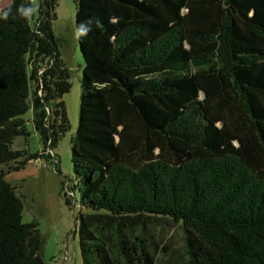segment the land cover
<instances>
[{"label": "trees", "instance_id": "1", "mask_svg": "<svg viewBox=\"0 0 264 264\" xmlns=\"http://www.w3.org/2000/svg\"><path fill=\"white\" fill-rule=\"evenodd\" d=\"M75 2L90 29L71 138L83 264H156L158 221L187 238V258L164 264H264V0ZM57 3L42 0L34 26L20 14L32 0L1 9L0 166L39 156L12 148L30 98L46 149L71 130ZM22 213L2 169L0 264H51Z\"/></svg>", "mask_w": 264, "mask_h": 264}, {"label": "rangeland", "instance_id": "2", "mask_svg": "<svg viewBox=\"0 0 264 264\" xmlns=\"http://www.w3.org/2000/svg\"><path fill=\"white\" fill-rule=\"evenodd\" d=\"M13 0H0V10ZM76 0H58L52 27L58 45L59 58L69 71L71 89L65 93V101L71 130L62 136L53 149H46L42 136L35 128L32 99L29 109L22 115L28 135L18 136L14 150L38 154L19 169H5L6 180L15 187L22 199L24 223L35 222L45 240L44 256L51 264H83L78 217L81 211L80 193L72 164L71 138L79 125L84 58L76 35ZM34 26L40 17L42 0H32ZM50 153L51 156L48 154ZM13 166L16 163L12 164ZM148 250L156 264L176 263L187 258L186 233L180 224L158 221L148 227Z\"/></svg>", "mask_w": 264, "mask_h": 264}, {"label": "clouds", "instance_id": "3", "mask_svg": "<svg viewBox=\"0 0 264 264\" xmlns=\"http://www.w3.org/2000/svg\"><path fill=\"white\" fill-rule=\"evenodd\" d=\"M10 12H11V9L9 8L8 10L4 11V10H0V18H3V19H7L8 16L10 15ZM34 12V8L32 7H28V8H24L21 10L20 14L24 17V18H27V19H30L31 18V15L33 14ZM90 29L85 27L83 24L79 27L76 35L77 36H82V35H86L87 32L89 31Z\"/></svg>", "mask_w": 264, "mask_h": 264}]
</instances>
